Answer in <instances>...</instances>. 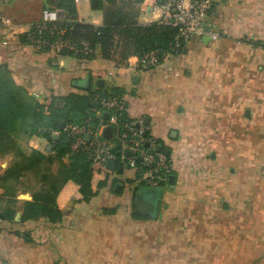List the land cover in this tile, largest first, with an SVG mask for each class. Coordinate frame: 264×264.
I'll return each instance as SVG.
<instances>
[{
    "label": "rangeland",
    "instance_id": "374dc122",
    "mask_svg": "<svg viewBox=\"0 0 264 264\" xmlns=\"http://www.w3.org/2000/svg\"><path fill=\"white\" fill-rule=\"evenodd\" d=\"M97 1L91 0L92 7L85 3L79 5L80 14L86 20H91L92 16H98L100 12L103 20V11L96 9ZM147 1L149 0L137 3L135 0H126L124 6L134 14L137 22L148 23L141 20ZM234 1L232 5H235L239 13L255 16L251 24H243L242 21L239 24L235 21L238 23L237 35L232 47L237 50L236 54L233 55L230 51L226 57L223 54L225 46L220 58H215L216 62H212V56L206 58V68L214 80L205 88L206 92L197 111H190L188 108H192V105L187 104L174 103L170 107V117L179 118L178 113H186L187 118L186 123H180L177 129L174 128L178 130L179 140L170 145L173 154L169 156V164L172 167L167 176H173V180L166 179L156 186H149L144 181H139L137 174L135 181L114 178L110 191L124 194L127 204L119 203L103 208V213H106L108 209L117 211L118 206L123 207L131 219H134L131 217L134 212L150 217L148 220H160L164 217L166 225L156 224L151 231L145 229L140 233L135 230L131 235L126 228L115 236L108 232L107 239L102 235L100 242L95 240L88 246L87 251L92 253L90 260L64 263L179 264L172 257L178 256L180 249L187 247L194 252L197 250L198 259H204L200 264H228L223 261L224 258L231 264H264V0H240L239 4ZM217 4L218 2L214 4L211 12ZM104 6H108L106 1ZM118 38L119 35L116 34L115 39ZM196 40L199 45L202 44L199 38ZM211 44L215 47L218 42ZM208 48L211 50L210 46ZM208 48L206 52L209 51ZM119 50L106 58L115 63L117 71L126 68L130 58L121 59ZM187 50L185 44L179 57L187 53ZM216 65H220L221 69H216ZM219 72L222 74L218 75ZM105 73L104 71L102 75ZM150 110L142 115L155 116ZM198 113L201 115H197ZM188 136L196 139V145L194 142L188 143ZM213 140L218 147L210 148L209 151ZM159 142L165 146L163 141ZM41 144L39 143L38 148L42 147ZM24 146L31 148L28 141ZM232 153L240 161L233 172L222 169L214 161L216 154L229 156ZM17 158L12 153L0 156V175ZM52 168L55 169L56 165ZM42 172L43 170L38 171L39 174ZM13 181L10 184L15 187L17 195L16 202L12 205L16 208L17 218H20L23 202L31 199L30 194L39 184L35 173L31 171L22 173L17 182ZM115 181L118 182L115 184L119 185L118 190L113 187ZM5 200L1 199L0 208L6 204ZM143 200L144 204H141ZM66 206L69 212L75 208L73 202ZM250 209L251 219L247 218ZM187 215L191 219L187 220ZM153 216L154 219L151 218ZM187 222L191 228L185 239L186 228L180 234L179 227L182 226L181 223ZM216 231L219 242L214 248L211 240ZM180 235L183 236L182 245L168 244V241L181 240ZM197 237L199 240L203 239V244H200ZM36 238L32 237L30 243H35ZM197 241L198 246L195 245ZM58 249L63 248L60 246L57 251ZM230 254L234 258L233 262L228 256Z\"/></svg>",
    "mask_w": 264,
    "mask_h": 264
},
{
    "label": "crops",
    "instance_id": "0c3cea01",
    "mask_svg": "<svg viewBox=\"0 0 264 264\" xmlns=\"http://www.w3.org/2000/svg\"><path fill=\"white\" fill-rule=\"evenodd\" d=\"M233 1L217 0L218 4L205 19V29L207 26L209 27V30H206L207 32L215 30L219 32V37L215 40L209 37V41L204 42V37L209 36L207 34L202 37L193 36L185 43L188 49L187 53L182 54L180 57L178 56L176 59L170 58L157 66L139 71L136 69L138 58L131 56L128 59L127 67L117 71L114 62L101 57L82 62L73 56L64 55L55 58L53 53L50 52L37 53L30 48L18 50V39L22 36L26 26L40 19L41 10L45 7H50V5L45 6V0H1L0 63L7 62L17 82L24 86L31 96H33L31 92L36 91L38 95L34 98L40 102H43L46 95L51 91L60 94L69 92L72 89V79L85 78L86 74L91 71H101L102 73L105 71L106 73L102 77L104 78L105 87L108 89L113 87L123 89L122 98L126 102L127 118L129 120H137L141 117H149L148 128L150 134L157 140L163 141L164 147L169 149V154L167 155L172 156L171 142L179 140L178 130L175 129L180 123H186L187 118L185 116L186 113H178L179 118L170 117L171 105L174 103L178 105L187 104L192 105V108H188L190 111L199 109L202 97L206 92L205 88L214 80L206 68V58L212 56V62H216L221 56L220 53H223L225 46L227 47L223 54L226 57L230 51L235 55L237 50L232 47V43L237 35L236 25L238 23L236 22L240 24L242 21L243 24H251L254 20L255 16L253 15L252 17L243 15L241 12L240 14L235 5H232ZM74 2L76 5V18L79 22L101 25V12L98 16H92L91 20H86L80 14L79 5L85 3L88 7H92L91 0H74ZM236 2L239 4L241 1L236 0ZM153 3L154 0L147 1L145 13L141 17L143 22L156 20L158 12L152 11L151 6ZM89 17L91 16L89 15ZM198 38L202 42L200 45L196 40ZM4 41H6V44L3 43ZM215 42H218V44L212 47L211 43ZM207 46H210L211 50ZM207 48L209 49L208 52H206ZM218 68H220V65H216V69ZM122 70L123 72L120 74L119 72ZM110 72L111 74H109ZM221 74V72L218 73V75ZM135 77H137L136 80H134ZM193 100L197 101L193 103ZM190 102L192 103L190 104ZM149 109L155 116H151L149 113V116L142 115L143 113L147 114L145 111H149ZM191 113L193 114V112ZM197 115H201V113ZM107 127H111V135L107 139L111 144L117 143L118 126L110 122L105 124L103 130ZM114 127L116 132H114ZM186 139L190 144L194 142V145H196L195 142L197 143L192 136H188ZM29 143H32L35 148L42 151L48 148V142L42 137L34 136L29 140ZM39 143H42L41 148H38ZM216 147H218V144L213 140L209 145V151L210 148ZM215 159L214 161L226 171L233 172L240 165V161L234 153L229 156L216 154ZM251 170L252 168L250 167L249 171ZM114 178L135 181L136 170L123 168L120 172L117 168L110 171L107 185L99 190L98 195L91 198L88 202L75 206L71 212L68 210L60 222L48 223L43 220L26 222V226H34L31 236L37 237L35 243L26 242L21 236H17L7 230H1L0 264H66L64 263L65 261H88L92 256V253L87 251L88 246L92 241L97 240L100 242L102 235L107 239L106 233L108 232L115 236V234L121 233L126 228L128 234L131 235L132 233L134 234L135 230L141 233L145 229L151 231V228L156 224L160 226L161 224L166 225L167 221L164 217L160 220L139 221L131 219L126 210H123V207L120 206L117 207L115 213H103V208H109L119 203L126 202L127 204V198H125L124 194H116L110 191L111 182ZM92 182L96 184L97 178H93ZM77 189V184L73 181H68L60 191L59 198L64 203H67ZM246 211L247 209L244 213ZM249 211L247 218L251 219V209ZM185 212L187 213L186 209ZM119 218H121L120 221ZM185 218L187 220L191 219L189 215L185 216ZM181 225L179 227L180 234L186 228L185 239H187L186 237L188 236L186 234H190L191 226L188 222L181 223ZM163 227L168 228L167 226ZM213 234L215 235L211 240L212 246L216 248L219 236H217V231ZM182 237L180 235L181 240L178 242L168 241V244L182 245ZM197 239L200 244H203L201 242V240L203 241L202 238L199 240L197 237ZM192 241L195 240L193 239ZM198 241L195 244L196 246L199 245ZM191 243L194 244V242ZM244 243L246 244V242ZM60 246L63 249H58V252L57 247ZM197 254V250L194 252L186 247L184 249L181 248L178 256H173L172 258L179 261V264H188V262L190 264H200L204 259H198ZM228 256L233 262V256L231 254ZM223 261L231 264L225 258Z\"/></svg>",
    "mask_w": 264,
    "mask_h": 264
},
{
    "label": "trees",
    "instance_id": "16d2710c",
    "mask_svg": "<svg viewBox=\"0 0 264 264\" xmlns=\"http://www.w3.org/2000/svg\"><path fill=\"white\" fill-rule=\"evenodd\" d=\"M105 1L108 6H104ZM125 2L126 0H98L96 9L103 11L102 24L75 21L72 28L73 39L77 43L87 41L95 47L97 55L93 58L101 56L104 59L110 58L115 50L119 49L121 59L131 56L140 58L151 50L157 51L160 59L164 52L174 55L183 53L185 42L179 39V45H176V28L158 21L137 22L134 14L125 9ZM135 2L141 3L143 0ZM48 5L61 7L76 16L74 0H45V6ZM116 34L119 35L118 40L115 39ZM20 38L22 40V36ZM74 56L84 57L79 53ZM122 72L123 70L119 73ZM88 74L89 88L82 89L71 84L72 89L69 92L60 94L51 91L43 102H40L17 82L7 62L0 63V156L10 153L18 156L17 160L0 175V201L6 199V204L0 208V231L7 230L21 236L26 242H31V231L34 226H26V222L38 220L48 223L60 222L67 214V204L73 202L75 207L88 202L107 185L110 172L107 167L93 162L84 153H72L67 156L68 137L63 133L57 137L53 134L64 123L79 124L86 118H91L92 125L99 123L95 111L105 110L99 103L101 89L95 82L103 75L101 71H91ZM103 90L106 97H122L123 94V89L118 87L108 89L104 86ZM127 121L130 120L127 118L126 110H120L118 116L120 131L123 130L121 124ZM34 136L42 137L50 144L48 152L24 146V143L27 141L29 143ZM157 144L158 148H165L159 140ZM53 165H56L55 169L52 168ZM118 166L120 165H117L116 169ZM39 170L43 172L39 174ZM26 171L35 173L39 185L30 194L31 199L23 202L21 216L16 221V208L12 203L16 202L17 194L10 181L17 182ZM136 174L138 175L137 171ZM93 178H97L96 184H93ZM167 179L170 181L168 176ZM68 181L77 184L78 189L68 202L64 203L59 198V193ZM116 183L118 182L115 181L113 184L114 188ZM141 204H144V200ZM105 212L112 214L115 210L108 209ZM131 217L145 220L150 218L136 212L132 213ZM151 218L154 219L155 216Z\"/></svg>",
    "mask_w": 264,
    "mask_h": 264
},
{
    "label": "built area",
    "instance_id": "2783aa9c",
    "mask_svg": "<svg viewBox=\"0 0 264 264\" xmlns=\"http://www.w3.org/2000/svg\"><path fill=\"white\" fill-rule=\"evenodd\" d=\"M216 2L217 0H154L151 9L158 12L155 21L177 29L176 45H179V39L186 43L193 36L202 37L207 34L212 40L219 37L216 30L207 32L205 29V19ZM75 21L76 16L61 7H45L41 10L40 19L28 24L22 32V40L18 39L17 49L30 48L37 53L50 52L55 58L64 55L76 57L74 55L79 53L84 57L76 58L86 62L97 55V49L87 41L77 43L73 39L72 28ZM3 43L6 44V41ZM175 56L178 57L179 54L164 52L160 59L157 51L151 50L140 58L136 56V69L141 71L154 67ZM31 93L33 97L38 95L36 91ZM98 99L105 112L95 111L99 117L97 125H92L91 118H86L79 124H61L59 130L53 132L54 137L60 133L68 137L67 156L72 153H84L93 162L105 167L109 160L115 159L116 166L136 170L138 180L149 186H156L166 180L172 167L169 164V155L165 154L163 148H158L157 139L150 134L148 125L143 123L144 118L122 123L123 130L118 128V142L111 144L104 136L103 129L105 124L110 122L119 127V112L126 110V102L118 96L100 95ZM146 130L148 134L144 135ZM29 146L35 148L32 143H29ZM47 149H50L49 143Z\"/></svg>",
    "mask_w": 264,
    "mask_h": 264
},
{
    "label": "water",
    "instance_id": "95a60500",
    "mask_svg": "<svg viewBox=\"0 0 264 264\" xmlns=\"http://www.w3.org/2000/svg\"><path fill=\"white\" fill-rule=\"evenodd\" d=\"M92 2H95V0H92ZM206 30L208 31L209 30V27L207 26L206 27ZM209 41V36H205L204 37V42H208ZM137 77L134 78V80H136ZM71 84L73 86H76L78 88H82V89H87L89 88L90 86V77H89V74H86L85 78H79V79H73L71 81ZM96 86L99 87L101 89V92H100V95L101 96H105V91L103 90V87H104V81L103 79H97L96 82H95ZM105 117H107V113L105 114ZM149 122H150V118L149 117H144L143 119V123L145 125H149ZM104 136L106 138H109L110 135H111V127H107L105 130H104ZM148 134V130L145 131L144 135H147ZM45 151H48V149H45ZM163 151L165 152V154H169V149L168 148H164ZM107 168L108 170L110 171H113L116 169V161L115 159H111L107 162ZM123 170V167L122 166H118V171H122ZM170 181L173 180V176H170L169 177ZM118 187L119 185H116L115 186V190H118ZM15 220L18 221L19 218H17V216H15Z\"/></svg>",
    "mask_w": 264,
    "mask_h": 264
}]
</instances>
